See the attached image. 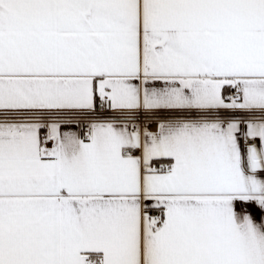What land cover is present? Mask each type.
I'll return each mask as SVG.
<instances>
[{
	"label": "snow or ice",
	"instance_id": "snow-or-ice-1",
	"mask_svg": "<svg viewBox=\"0 0 264 264\" xmlns=\"http://www.w3.org/2000/svg\"><path fill=\"white\" fill-rule=\"evenodd\" d=\"M0 264H264V0H0Z\"/></svg>",
	"mask_w": 264,
	"mask_h": 264
}]
</instances>
